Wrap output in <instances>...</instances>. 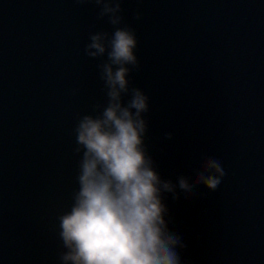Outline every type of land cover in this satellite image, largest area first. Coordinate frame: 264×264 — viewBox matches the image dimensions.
I'll return each mask as SVG.
<instances>
[{"label":"water","instance_id":"1","mask_svg":"<svg viewBox=\"0 0 264 264\" xmlns=\"http://www.w3.org/2000/svg\"><path fill=\"white\" fill-rule=\"evenodd\" d=\"M122 9L139 61L127 79L148 97L155 170L191 181L212 156L226 172L215 191L163 196L186 245L182 264H264V0H124ZM97 11L0 0V264H59L57 215L77 187L73 128L105 100L99 59L83 53L90 30L112 31Z\"/></svg>","mask_w":264,"mask_h":264},{"label":"clouds","instance_id":"2","mask_svg":"<svg viewBox=\"0 0 264 264\" xmlns=\"http://www.w3.org/2000/svg\"><path fill=\"white\" fill-rule=\"evenodd\" d=\"M78 2L93 3L97 21L106 18L112 31L90 30L83 47L86 57L99 59L105 100L78 114L73 128L77 187L67 209L57 215L59 264H182L178 249L186 245L168 227L163 196L187 199L198 184L215 191L226 172L219 159L204 156L191 181L184 175L175 182L161 178L144 144L148 97L130 88L127 79L139 61L135 32L122 15L124 0ZM140 18L137 11L135 19Z\"/></svg>","mask_w":264,"mask_h":264}]
</instances>
